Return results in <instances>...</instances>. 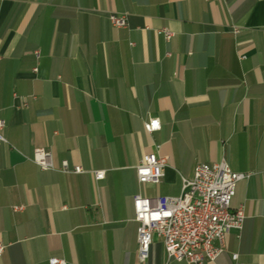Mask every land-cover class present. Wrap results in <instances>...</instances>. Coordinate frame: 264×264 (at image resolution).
I'll list each match as a JSON object with an SVG mask.
<instances>
[{
  "label": "crops",
  "instance_id": "0c3cea01",
  "mask_svg": "<svg viewBox=\"0 0 264 264\" xmlns=\"http://www.w3.org/2000/svg\"><path fill=\"white\" fill-rule=\"evenodd\" d=\"M0 120V264H185L156 238L140 261L133 198L178 197L221 161L250 175L230 204L245 219L202 264H264V0H0ZM156 145L164 176L139 184Z\"/></svg>",
  "mask_w": 264,
  "mask_h": 264
},
{
  "label": "built area",
  "instance_id": "2783aa9c",
  "mask_svg": "<svg viewBox=\"0 0 264 264\" xmlns=\"http://www.w3.org/2000/svg\"><path fill=\"white\" fill-rule=\"evenodd\" d=\"M107 18L116 29L127 27L126 14L111 13ZM232 32L237 35L240 29L234 27ZM159 33L165 42L174 37V33L166 29H161ZM34 72H37V68ZM3 127L4 122L0 120V132ZM144 130L148 134L159 131L158 120L148 119L144 123ZM4 142L0 134V144ZM159 149L160 145H156L155 152L144 155L137 164L135 171L139 184H158L163 178L167 159L158 154ZM30 159L42 171L56 170L51 154L46 149H35ZM57 171L76 175L87 173L80 166H70L66 160L61 162ZM93 175L96 180H102L104 172L95 171ZM249 177L248 174L232 172L224 161L200 163L195 166L191 179H182L181 193L178 197L150 199L136 195L133 198V220L138 223L137 243L140 261L148 258L154 238L162 244L167 262L202 264L216 260L222 253L220 245L226 235L231 231L239 234L243 228L245 219L243 208L232 211L230 204L235 195L236 184ZM15 210H22V207ZM216 242L220 245H215ZM4 251L5 245L0 243V257ZM232 260L235 264H242L237 261V254L232 255ZM48 264L66 262L50 258Z\"/></svg>",
  "mask_w": 264,
  "mask_h": 264
}]
</instances>
